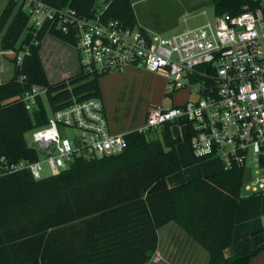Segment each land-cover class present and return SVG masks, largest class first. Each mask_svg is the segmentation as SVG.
<instances>
[{"label": "trees", "instance_id": "16d2710c", "mask_svg": "<svg viewBox=\"0 0 264 264\" xmlns=\"http://www.w3.org/2000/svg\"><path fill=\"white\" fill-rule=\"evenodd\" d=\"M88 15L96 0H44ZM252 0H212L213 14H236ZM103 15L137 25L130 0H110ZM28 16L8 0L0 14V49L29 45L18 81L0 84V164L37 159L25 134L45 125L48 108H64L73 99L101 98V76L79 73L50 83L39 50L46 34L73 43L45 26L33 37L25 33ZM35 39V40H34ZM32 83L47 88L30 112L18 99ZM170 95V94H168ZM167 124L160 138L133 130L124 134L127 147L117 155L75 157L58 174L35 179L26 170L0 174V264H146L158 245L157 230L171 221L205 249L207 264H249L264 242L225 257L233 239L243 187L240 167L201 175L168 186L169 174L181 171L174 138ZM199 162L198 160H196Z\"/></svg>", "mask_w": 264, "mask_h": 264}, {"label": "built area", "instance_id": "2783aa9c", "mask_svg": "<svg viewBox=\"0 0 264 264\" xmlns=\"http://www.w3.org/2000/svg\"><path fill=\"white\" fill-rule=\"evenodd\" d=\"M13 1L28 16L25 33L35 37L47 24L73 40L67 44L75 49L80 71L103 76L133 66L161 76L165 95L188 88L191 97L181 104L149 106L138 131L160 133L167 124L185 125L195 160L215 158L224 170L240 167L242 188L264 193V0L167 36L105 18L110 0H96L88 15L44 0ZM28 52L26 43L0 50L19 71L20 83H27L21 70ZM46 91L32 83L18 99L31 112ZM47 121L29 132L38 158L1 157L0 174L26 170L41 179L60 173L75 157L113 156L127 147L124 134L111 132L100 97L48 110ZM44 165L47 176L41 172Z\"/></svg>", "mask_w": 264, "mask_h": 264}, {"label": "rangeland", "instance_id": "374dc122", "mask_svg": "<svg viewBox=\"0 0 264 264\" xmlns=\"http://www.w3.org/2000/svg\"><path fill=\"white\" fill-rule=\"evenodd\" d=\"M6 0H0V11ZM133 10L139 18H142L152 25L162 28L156 31L160 35H171L181 32L185 29L195 28L198 25L211 20L214 16L212 0H130ZM204 11V13H203ZM151 32V31H150ZM42 41L40 54L42 55L45 71H47L50 82H56L63 79L66 75H75L79 73V66L76 60L75 49L72 45L59 42L50 34H46ZM7 61V60H6ZM10 63V62H9ZM10 66V65H9ZM112 83H118L114 87V97L119 96L122 102V110L125 116L131 120L141 118L149 106L163 105L169 106L176 103L178 99L184 100L191 97L188 88L175 91L171 95L162 94L163 78L156 74L115 76ZM49 110V108H48ZM173 133L177 134L180 141L177 145L187 146L188 151L193 158V162L185 167H193L202 170L217 171L221 168L215 158L202 159L197 162L193 152L190 150L189 140L184 136L186 126H175ZM149 137L160 138L159 132L148 133ZM25 139L31 142V133L25 134ZM199 163V164H198ZM198 164V166H197ZM43 176L49 175L46 165L41 170ZM200 175V174H199ZM255 197V198H254ZM253 199V200H252ZM240 203L246 207L244 220L251 221L256 226L261 227L257 234L264 231V193H251L244 188L241 190ZM171 235L176 238L174 245L180 244L177 237H188L184 231L173 221L158 231L160 243L164 246L165 241L170 244ZM190 237V236H189ZM168 238V239H167ZM191 238V237H190ZM192 239V238H191ZM189 239V240H191ZM194 242V241H193ZM188 241L185 243L187 244ZM197 244L196 242H194ZM192 245V243H191ZM198 250L202 255L208 256L207 251L197 244Z\"/></svg>", "mask_w": 264, "mask_h": 264}, {"label": "crops", "instance_id": "0c3cea01", "mask_svg": "<svg viewBox=\"0 0 264 264\" xmlns=\"http://www.w3.org/2000/svg\"><path fill=\"white\" fill-rule=\"evenodd\" d=\"M7 2L8 0H6L5 3L3 4L4 6L2 10L5 8ZM2 10L0 11V14ZM134 13H135V17L137 18V25L151 32L161 31L162 28H158L152 25L151 23H149L148 21L142 18H139L136 15L135 11ZM58 41L61 42L60 40ZM61 43L63 44L65 42H61ZM41 46H42V42H41ZM40 51H41V48L39 50V54H40ZM40 57H41V61L43 64L44 71H45L44 62H43V58L41 54H40ZM45 72L47 75V71ZM148 74H155V73L131 66V67L125 68L122 71L105 74L99 78L98 83H99L100 91H101V100H102V103H104L107 120L109 121V127L113 134L115 135L126 134L133 130H138L144 124V121H145L144 117H145L146 112L143 113V116L140 119L137 118L136 120H131L128 117H126L125 113L122 110L123 106H122V102L120 101L121 98L119 96L114 97V93H115L114 87L115 85L118 86L117 85L118 83L117 84L112 83L111 78L114 80L115 76H132V75H148ZM13 76H14V67H13L12 62L8 58H6L4 55L0 54V84L11 80ZM71 76L73 75H69V76L66 75L63 79H60L59 81H56V82L64 81L65 79ZM47 78H48V75H47ZM48 81L50 82L49 78H48ZM163 81L164 82L162 85V94L165 95L166 84H165L164 79ZM56 82H53V83H56ZM183 98L175 101L176 102L175 104L183 103L184 101ZM175 126L176 125H171L169 127L170 133L174 138H177L180 141V138L177 136V134L173 133V129L175 128ZM184 136L186 137L185 134ZM177 144H176V151H178V155H179L180 162L182 164L183 169L181 171L171 173L167 176L166 184L168 186H176L178 184L185 182L186 180L198 178L202 174L206 175V174H212V173L219 172L220 169L217 171H210L206 169L202 170L200 168H198V170L197 169L194 170L193 167H185L189 163L193 162V158L190 154V151H188L187 146L177 145ZM245 212H246V207L244 206L243 203L241 204L239 202L237 213H236V222H235V226L233 230L232 242L229 246L223 249V253L225 257L233 256L239 251H241L242 249L255 246V244L260 243V242H264V231L260 232V234H257L259 230L261 229V227L256 226L251 221L244 220V218L246 217L244 216ZM159 229L157 230V236H158ZM175 239L176 238L174 237V235H171L170 244L166 240L164 246H162L160 243V238L158 236L157 248L155 249L154 255L152 256V258L146 264H207V261L209 258L208 252H207L208 254L207 257L206 255H202L201 252L197 248V244H195L189 236L187 238L177 237L178 242L184 241L183 243L180 242V244L178 245H174L172 243L174 242ZM187 241L188 243L185 244ZM249 264H264V250H262L260 253L255 255V257L251 258Z\"/></svg>", "mask_w": 264, "mask_h": 264}, {"label": "water", "instance_id": "95a60500", "mask_svg": "<svg viewBox=\"0 0 264 264\" xmlns=\"http://www.w3.org/2000/svg\"><path fill=\"white\" fill-rule=\"evenodd\" d=\"M29 146H30V148H33V147H35V146H36V143L33 141V142H31V143H30V145H29ZM40 153H41V154H44V152H43V151H40Z\"/></svg>", "mask_w": 264, "mask_h": 264}]
</instances>
